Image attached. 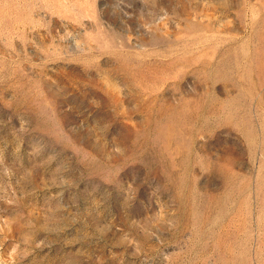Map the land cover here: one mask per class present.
<instances>
[{"label": "rangeland", "instance_id": "1", "mask_svg": "<svg viewBox=\"0 0 264 264\" xmlns=\"http://www.w3.org/2000/svg\"><path fill=\"white\" fill-rule=\"evenodd\" d=\"M0 264H264V0H0Z\"/></svg>", "mask_w": 264, "mask_h": 264}]
</instances>
